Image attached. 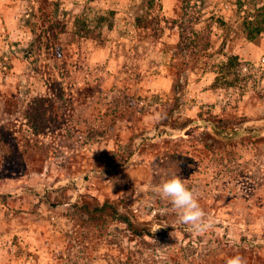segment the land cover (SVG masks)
<instances>
[{
    "label": "rangeland",
    "instance_id": "374dc122",
    "mask_svg": "<svg viewBox=\"0 0 264 264\" xmlns=\"http://www.w3.org/2000/svg\"><path fill=\"white\" fill-rule=\"evenodd\" d=\"M49 1L68 22L58 40L38 21L40 0H0V55L11 65L3 74L0 64V114L24 122L40 98L56 113L30 140L29 162L0 172V264H106L120 247L157 264H226L236 255L264 264V0H161L153 39L133 24L141 0ZM33 13L34 33L25 22ZM210 16L224 21L211 34ZM76 20L100 37L80 39ZM46 44L76 62L65 79ZM230 55L240 63L228 66ZM173 174L197 192L214 221L208 232L190 231L156 192ZM80 196L122 201L119 210L155 238L141 245L120 223H83L70 209Z\"/></svg>",
    "mask_w": 264,
    "mask_h": 264
},
{
    "label": "trees",
    "instance_id": "16d2710c",
    "mask_svg": "<svg viewBox=\"0 0 264 264\" xmlns=\"http://www.w3.org/2000/svg\"><path fill=\"white\" fill-rule=\"evenodd\" d=\"M138 13L134 15L133 24L136 29L137 35L141 36L144 39H153L160 36L162 33V3L161 0H141L138 7ZM31 16H28V19L25 21L27 26H30L31 32L36 31L35 25L37 16L33 13ZM100 21H103V18H99ZM38 21L48 24V32L52 36V39L58 40V34H65L67 32L68 22L59 17V6L56 1L49 0H40V10ZM204 23H207L209 31L211 30L214 23L224 24V21H221L219 18L215 19L214 16L203 19ZM73 26L76 28L75 35H78L80 39H89L91 36L100 37V32H97V28H91L87 21L76 20L73 22ZM211 34V31H210ZM180 36L184 37L183 33H180ZM39 41V40H38ZM209 41V39H208ZM209 43L207 44V46ZM46 48L53 49V54L51 58L62 60L61 65H54L60 74L61 78L65 79L68 76L66 65L76 67V62H71L69 59H72V55L67 53L65 49H62L60 45L50 46L46 44ZM228 66L234 67L238 65L239 57L237 55L227 56ZM0 64L2 65V73L6 69H10L11 65L8 62V57L4 54L0 55ZM48 66V65H47ZM49 67V66H48ZM66 73V75H64ZM4 82V79L0 77V84ZM51 90H54L51 87ZM62 94V93H61ZM60 94V95H61ZM63 96V95H61ZM88 96V95H87ZM83 95V99H80V104H87L88 97ZM63 99V98H62ZM125 102L122 105L124 108H130L132 105L127 104L128 97H124ZM47 98H40L38 101H35V105L29 107L27 110L23 111L22 120L13 117L10 114V118L4 119L0 114V172L2 168L8 164L13 167L12 172L15 173L16 170L21 169L24 164L29 162V157L26 159L25 156L28 153V149L31 146L30 140L33 137L38 136L40 133H43V128L49 121H54L56 118V113L52 118L51 115L54 113V108L51 104H47ZM121 100H118V105L120 106ZM7 113V111H6ZM115 122V121H114ZM25 128V132L28 133L29 138L26 139L24 146L25 151L20 149V142L22 137H19L21 131ZM222 127H217L218 134H221ZM187 132H183L185 135ZM7 150L8 154L3 155ZM25 158V159H24ZM0 175V179H1ZM11 177V176H10ZM2 178H6L5 176ZM9 178V177H8ZM64 203H69L68 199ZM118 203L122 201H109L106 200L102 204L96 202L92 197L89 196H80L76 201L70 205V209L73 211V214L82 220L85 224H91L95 227L104 226L108 221H113L114 223H120L124 226V231H126V236L130 241L137 240L139 244L145 245V237L155 238L156 233H153L150 228L146 226V223L139 221L132 211L126 210L121 212L118 208ZM123 207V206H122ZM125 208V207H124ZM120 241L117 239V242L114 241V244H118ZM118 246H120L118 244ZM119 254L112 260H107L106 264H157L158 261L152 257L145 258L144 253L141 251H132L127 249L125 252L123 248L120 247ZM57 260H60L59 257H56ZM71 264H76V261L71 260Z\"/></svg>",
    "mask_w": 264,
    "mask_h": 264
},
{
    "label": "clouds",
    "instance_id": "9594fccd",
    "mask_svg": "<svg viewBox=\"0 0 264 264\" xmlns=\"http://www.w3.org/2000/svg\"><path fill=\"white\" fill-rule=\"evenodd\" d=\"M111 187L118 180L108 181ZM156 192L162 199L170 202L176 212L178 221L181 224L190 226V231L201 234L206 233L214 226V221L206 216L201 207L199 197L195 189H190L179 175L173 174L164 180L157 188ZM226 264H246V260L236 255L229 258Z\"/></svg>",
    "mask_w": 264,
    "mask_h": 264
}]
</instances>
